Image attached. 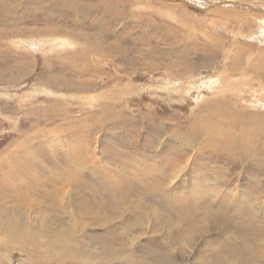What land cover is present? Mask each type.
Segmentation results:
<instances>
[{"label":"rangeland","instance_id":"obj_1","mask_svg":"<svg viewBox=\"0 0 264 264\" xmlns=\"http://www.w3.org/2000/svg\"><path fill=\"white\" fill-rule=\"evenodd\" d=\"M187 1L0 0V264H264V0Z\"/></svg>","mask_w":264,"mask_h":264},{"label":"bare ground","instance_id":"obj_2","mask_svg":"<svg viewBox=\"0 0 264 264\" xmlns=\"http://www.w3.org/2000/svg\"><path fill=\"white\" fill-rule=\"evenodd\" d=\"M187 3H190V1H187V0H185ZM206 1H208V0H206ZM212 1V0H211ZM216 1L217 0H215V1H213V2H211L210 4H208V5H206V6H204V7H201V5H199V6H197V7H199V9H201V10H205V9H210V8H213V7H215V6H217L216 4H219V3H223L224 1H222V0H219V2L218 3H216ZM230 1V0H229ZM237 2V1H236ZM230 3V2H229ZM240 3V2H239ZM194 4V3H193ZM227 4V3H226ZM232 4V3H231ZM195 5V4H194ZM248 6V7H244V6ZM196 6V5H195ZM241 7L242 8H247V9H252L253 10V8L254 7H256V6H252L251 7V5L250 4H241ZM73 8V6H70V9H72ZM257 8H260V10H253V11H256V12H259V11H261V13H264V7H257ZM207 109V108H206ZM206 111V110H205ZM199 117V116H198ZM192 120L194 121L192 124H193V126H194V128L195 129H193L194 131H198V130H201V129H203L204 128V122H203V120H202V117H199V118H195V117H193L192 118ZM249 121V118L248 119H246L245 120V122H248ZM223 129V127H222V125H220V124H217V126L216 127H214V128H212V130H211V133H215V134H217V133H226L225 131H223L222 130ZM251 130H253V127H251L250 128V131ZM221 131V132H220ZM247 138V139H246ZM245 138V140H246V142H247V144L249 145V146H251V145H253V143H252V140L250 139V138H248V137H246ZM211 140H214L215 138L214 137H211L210 138ZM209 139V140H210ZM216 140V139H215ZM222 143H223V141L222 140H216V143L214 144V146H215V148H221L222 147ZM231 147V145H230V143H228V145H227V149H229Z\"/></svg>","mask_w":264,"mask_h":264},{"label":"water","instance_id":"obj_3","mask_svg":"<svg viewBox=\"0 0 264 264\" xmlns=\"http://www.w3.org/2000/svg\"><path fill=\"white\" fill-rule=\"evenodd\" d=\"M186 2V1H185ZM227 2H229V1H227ZM226 2V3H227ZM230 3H232V4H234V5H236V6H239V7H241V4L239 3V2H236V1H231ZM188 5H190V6H192V7H195V5L193 4V3H188ZM244 7H248V6H244ZM252 7V6H251ZM253 10H260V8H257V7H254L253 8ZM259 12H261V11H259Z\"/></svg>","mask_w":264,"mask_h":264}]
</instances>
